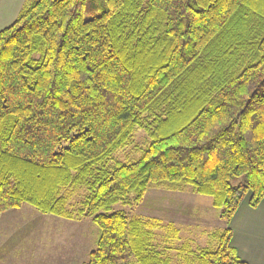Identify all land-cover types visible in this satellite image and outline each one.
Here are the masks:
<instances>
[{"label":"trees","instance_id":"16d2710c","mask_svg":"<svg viewBox=\"0 0 264 264\" xmlns=\"http://www.w3.org/2000/svg\"><path fill=\"white\" fill-rule=\"evenodd\" d=\"M152 187L223 223L172 246L183 264H247L229 221L264 199V0H25L0 29V214L89 219L82 264H170L158 219L113 209Z\"/></svg>","mask_w":264,"mask_h":264},{"label":"rangeland","instance_id":"374dc122","mask_svg":"<svg viewBox=\"0 0 264 264\" xmlns=\"http://www.w3.org/2000/svg\"><path fill=\"white\" fill-rule=\"evenodd\" d=\"M144 138V132L137 130L133 141L142 143ZM123 155L124 151L118 150L115 152L117 158H122ZM113 209L134 212L144 218L158 219L161 224L154 229L153 244L170 259V264H183L182 259L176 255V251L172 246H178L185 240H189L192 246L209 245L212 240L207 237V232L219 229L223 224L217 216V210L211 204V197L195 193L189 187L183 191L152 187L139 204L122 206L118 203L113 206ZM50 216L51 214L41 213L28 204L22 205L19 209H8L1 213L0 264H39L36 258V240L38 241L39 238L37 228H46L44 222L51 218ZM84 220L87 224L90 222L87 221L89 219ZM166 223H170L179 229L177 239L170 235L166 237V230L163 227ZM59 224L58 221L57 226ZM77 224H79L77 226H82L83 223ZM47 227L54 229L51 231V235H49V229L45 233L48 235L47 237H50L47 242L50 244L51 238L55 240L63 232H59L58 228L55 229L53 223ZM64 227L71 228V225L68 224ZM90 227L91 234L88 231L85 234L76 232V237L86 238V247L88 241L91 240L90 243L93 248L98 230L91 222ZM69 233L71 235L72 232ZM121 264L138 263L131 258Z\"/></svg>","mask_w":264,"mask_h":264},{"label":"crops","instance_id":"0c3cea01","mask_svg":"<svg viewBox=\"0 0 264 264\" xmlns=\"http://www.w3.org/2000/svg\"><path fill=\"white\" fill-rule=\"evenodd\" d=\"M25 0H0V29L9 25L17 16ZM250 193H247L239 203L235 213L229 221L232 235L230 245L235 249L237 255L247 264H264V199L256 207L249 205ZM44 224L46 228H37L39 235L36 247V258L39 264H81L86 258L88 252L92 249L91 240L88 246H85L86 238H77L76 232L91 234L90 221L70 220L55 215H51ZM59 221V225L57 223ZM58 228L59 237L47 243L50 237H47L46 231L51 229L47 227L52 224ZM83 223L82 226H77ZM92 223V222H91ZM70 224V227H64ZM223 226V224H222ZM68 232V233H65ZM69 232H72L71 235ZM66 235V236H64ZM70 235V237H69ZM207 235V234H206Z\"/></svg>","mask_w":264,"mask_h":264}]
</instances>
